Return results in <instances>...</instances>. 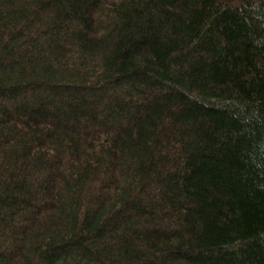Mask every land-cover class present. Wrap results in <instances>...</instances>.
<instances>
[{"label":"trees","instance_id":"obj_1","mask_svg":"<svg viewBox=\"0 0 264 264\" xmlns=\"http://www.w3.org/2000/svg\"><path fill=\"white\" fill-rule=\"evenodd\" d=\"M0 264H264V0H0Z\"/></svg>","mask_w":264,"mask_h":264}]
</instances>
